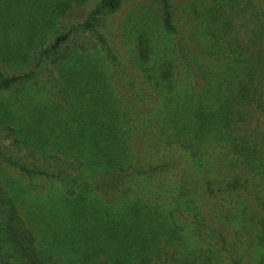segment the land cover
I'll list each match as a JSON object with an SVG mask.
<instances>
[{
  "label": "trees",
  "instance_id": "trees-1",
  "mask_svg": "<svg viewBox=\"0 0 264 264\" xmlns=\"http://www.w3.org/2000/svg\"><path fill=\"white\" fill-rule=\"evenodd\" d=\"M90 1L0 0V264H264V0Z\"/></svg>",
  "mask_w": 264,
  "mask_h": 264
},
{
  "label": "rangeland",
  "instance_id": "rangeland-1",
  "mask_svg": "<svg viewBox=\"0 0 264 264\" xmlns=\"http://www.w3.org/2000/svg\"><path fill=\"white\" fill-rule=\"evenodd\" d=\"M94 1L95 0L90 1L83 7H79L76 10H73V12H71L70 14L71 15L70 17H73L77 20L83 19L86 16L87 12L90 10L89 9L90 5H92ZM174 1L179 7L177 10L179 12L178 16H181L183 13L186 12V9L183 8L184 7L183 4H185L188 0H174ZM15 3H17L15 6V9L18 13L20 9H23L24 5L22 6V4L18 2V0H16ZM144 3L145 2H141V1H138L136 3H129L120 12H118L117 14H115L113 17L110 18L113 24L114 30L117 29L116 34L117 36H119V38L116 41V45H117L116 49L120 53L122 51L120 47L121 45L123 46L120 22H122L126 18V16L128 15L130 11L134 10L139 5H144ZM0 31H3L6 35H8L5 38L7 41L9 40V38H16L17 33L13 31V28H10V30L9 28L1 29ZM2 40L4 39L0 38V42ZM0 56H4V55L0 54ZM30 95L31 93H27L22 90L20 92L4 91L0 93V104H3V101H8L11 96L13 98L20 97V99L23 100L24 106L26 105L33 109L34 108V106L32 105L33 100L30 98ZM45 98H46V94L43 93V94H40L35 99V101H39L40 99H45ZM37 106L40 107L41 105H37ZM1 107L3 106L1 105ZM31 119L33 118L27 119L26 121H32ZM1 123L2 122H0V153L2 152V153L13 154L14 156H17V157H24L23 159H27V158H31L29 160L34 159L35 158L33 156L34 153L31 152V149L19 150L16 147V145L13 143L14 137L9 135L6 129L1 128L3 126ZM59 152L60 151H57V152L51 151L48 153L56 154ZM27 154H29V156ZM0 177L13 179L14 186L16 187V194H17L16 202L19 207H22V206L27 207L29 205L34 206L40 203L43 197L48 198V196L44 194L43 192H51V191L57 192L58 190L63 189L62 185L59 182H57L56 179H43L41 178L42 176L29 179L24 176H21L20 174L17 173V170L13 166L6 165V161H2V163H0ZM24 187L28 189L26 190V192L24 191ZM61 207L62 206H59V208Z\"/></svg>",
  "mask_w": 264,
  "mask_h": 264
}]
</instances>
